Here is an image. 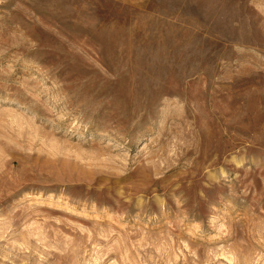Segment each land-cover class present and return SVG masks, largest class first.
<instances>
[{
  "label": "rangeland",
  "instance_id": "obj_1",
  "mask_svg": "<svg viewBox=\"0 0 264 264\" xmlns=\"http://www.w3.org/2000/svg\"><path fill=\"white\" fill-rule=\"evenodd\" d=\"M0 264H264V0H0Z\"/></svg>",
  "mask_w": 264,
  "mask_h": 264
}]
</instances>
